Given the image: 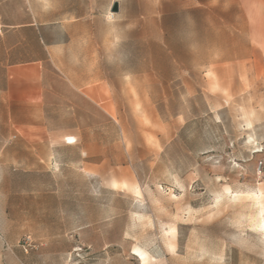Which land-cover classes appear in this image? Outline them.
<instances>
[{
	"label": "rangeland",
	"instance_id": "obj_1",
	"mask_svg": "<svg viewBox=\"0 0 264 264\" xmlns=\"http://www.w3.org/2000/svg\"><path fill=\"white\" fill-rule=\"evenodd\" d=\"M30 5L105 110L92 179H0V264H264V0Z\"/></svg>",
	"mask_w": 264,
	"mask_h": 264
},
{
	"label": "crops",
	"instance_id": "obj_2",
	"mask_svg": "<svg viewBox=\"0 0 264 264\" xmlns=\"http://www.w3.org/2000/svg\"><path fill=\"white\" fill-rule=\"evenodd\" d=\"M30 0H0V179H92L94 117L103 110L62 65L63 56L38 29L30 57ZM50 62L54 73L45 66Z\"/></svg>",
	"mask_w": 264,
	"mask_h": 264
},
{
	"label": "bare ground",
	"instance_id": "obj_3",
	"mask_svg": "<svg viewBox=\"0 0 264 264\" xmlns=\"http://www.w3.org/2000/svg\"><path fill=\"white\" fill-rule=\"evenodd\" d=\"M109 17H113L112 13H109ZM136 252L138 253L140 260L142 262V264L146 263L148 261V256L145 254V252L141 251V250H136Z\"/></svg>",
	"mask_w": 264,
	"mask_h": 264
},
{
	"label": "water",
	"instance_id": "obj_4",
	"mask_svg": "<svg viewBox=\"0 0 264 264\" xmlns=\"http://www.w3.org/2000/svg\"><path fill=\"white\" fill-rule=\"evenodd\" d=\"M118 10H119L118 3L117 2H114L113 5L111 6L110 12L111 13H117Z\"/></svg>",
	"mask_w": 264,
	"mask_h": 264
},
{
	"label": "built area",
	"instance_id": "obj_5",
	"mask_svg": "<svg viewBox=\"0 0 264 264\" xmlns=\"http://www.w3.org/2000/svg\"><path fill=\"white\" fill-rule=\"evenodd\" d=\"M28 239H29V238H28ZM28 239H27V240H28Z\"/></svg>",
	"mask_w": 264,
	"mask_h": 264
}]
</instances>
